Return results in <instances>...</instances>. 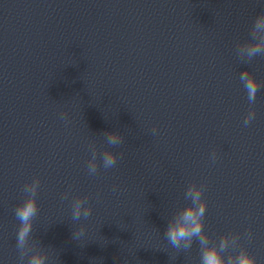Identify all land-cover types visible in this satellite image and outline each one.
Wrapping results in <instances>:
<instances>
[{"label":"water","instance_id":"obj_1","mask_svg":"<svg viewBox=\"0 0 264 264\" xmlns=\"http://www.w3.org/2000/svg\"><path fill=\"white\" fill-rule=\"evenodd\" d=\"M262 11L264 0H149L142 112L116 264H200L198 245L178 253L164 238L168 219L190 203L184 193L193 182L205 187V231L215 240L239 234L264 264V57L242 62L235 51ZM245 69L261 83L254 104L240 81Z\"/></svg>","mask_w":264,"mask_h":264},{"label":"clouds","instance_id":"obj_2","mask_svg":"<svg viewBox=\"0 0 264 264\" xmlns=\"http://www.w3.org/2000/svg\"><path fill=\"white\" fill-rule=\"evenodd\" d=\"M235 51L242 62H250L257 56L264 57V11L255 17L249 31V38L238 42ZM240 81L247 93L249 104H254L261 83L246 69L241 72ZM254 118L255 110L252 109L244 117V125H249ZM60 119L66 124L70 122L67 112H61ZM152 132L156 134L157 129L153 127ZM103 135L105 143L113 148L119 147L124 141V137L117 131L104 132ZM89 148L91 158L87 162V172L90 176L97 175L101 166L104 170L114 168L122 156V153L118 155L107 149L100 153L94 143L90 144ZM210 159L213 162L217 159L215 151L211 153ZM39 187L38 177L24 184L23 198L14 209L15 218L19 222L16 232L18 264H51V253L48 248L32 238L33 223L39 212L37 203ZM113 191H116L115 186ZM204 191L203 184L197 185L193 182L187 186L184 198L190 203L177 208L167 221L164 238L168 245L178 253L189 252L194 244L198 245L200 264H257L256 258L241 245L239 234L225 233L215 240L205 231L207 201L203 198ZM67 195L65 193L64 199H67ZM88 199L86 196H77L72 199L73 222L87 221L91 217L92 206ZM86 231L87 226L79 223L77 227H74L72 239L79 241L86 235ZM246 236L251 240V232H247Z\"/></svg>","mask_w":264,"mask_h":264}]
</instances>
